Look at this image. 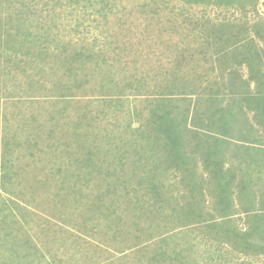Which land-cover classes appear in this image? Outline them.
Instances as JSON below:
<instances>
[{"label": "rangeland", "instance_id": "1", "mask_svg": "<svg viewBox=\"0 0 264 264\" xmlns=\"http://www.w3.org/2000/svg\"><path fill=\"white\" fill-rule=\"evenodd\" d=\"M216 4L0 0V264H264V229L243 209L264 201V164L241 156L236 134L215 143L227 148L216 182L197 142L153 148L155 101L201 109L229 90V69L247 78L215 59L232 48L217 41L264 52L262 0ZM188 156L195 168L176 162Z\"/></svg>", "mask_w": 264, "mask_h": 264}, {"label": "trees", "instance_id": "2", "mask_svg": "<svg viewBox=\"0 0 264 264\" xmlns=\"http://www.w3.org/2000/svg\"><path fill=\"white\" fill-rule=\"evenodd\" d=\"M181 1L188 5L200 4L205 6L210 5L212 2H216V6H219L223 2L226 4H233L236 2L244 4L247 0ZM248 1L250 2L249 5L254 6V2L256 0ZM262 5L264 6V0H262ZM252 33L258 41L264 44V20L259 21L253 26ZM217 39L218 37L215 35V42ZM229 40V38L225 39L223 37L221 40L217 41H226L231 44L232 48L230 49L231 51H229V48L228 51L227 49L220 50L215 54V59L217 58L218 60L219 57L230 55L232 61L237 67H240V65L243 64L247 68V78L244 80L240 79L237 84L236 79L238 78L237 74L239 69H229V72H227L226 69H223L218 73V77H224V73L227 72L228 74H231L230 78L234 81L230 79L229 90L226 93L221 92L220 90L223 84L216 91H211L210 96H208L209 103L211 105L198 109L196 108V103L185 97L184 99H180L181 104L179 102L175 104L170 99H161L155 101L156 110L153 109V120L149 122L153 127V130L155 131V128H157L156 131H158L156 134L157 136L153 134L155 140L153 148H160L162 146V143L158 141V139H160L159 136H161L165 141L164 146L173 148L174 153L183 150L185 142H197L195 143V149L198 152L197 154H199L202 159L201 167L205 170L204 174H206V171H212V179L215 182L220 181V176H224L219 163H221V155L227 148H221L220 150V147L215 144L218 141L221 144V138H231L233 134H236V144H238V148L241 149V146L245 148V151L241 153V156L244 155L249 163L252 161L255 162L256 169H259V167H262L264 164V70L262 68L264 58L261 59V52H259V50L262 52L263 50L260 48L258 49V47L254 45V41L252 39L251 40L253 42L244 36H242V40L245 44L242 43L243 41L234 43ZM249 82H254L253 88L249 86ZM205 99L207 101V98ZM191 103L192 105L190 106ZM185 105L188 106V108L184 115H182L181 113L184 112L182 111V108L185 107ZM189 106L192 108V118L189 119L192 127L184 129V116L189 114ZM175 111L176 113L173 115L172 112ZM244 111L246 112V118H243L245 115ZM200 112H209L207 116H203V121L201 120ZM249 113L251 114V121L247 119V114ZM175 126H177V128H175ZM257 145H259V147ZM230 146L233 145L231 144ZM228 148L229 150L232 149V147ZM168 155L170 156L171 152H167V158L169 157ZM235 155L239 156L236 150ZM248 155L250 156V159L248 158ZM188 157V159H184V157H176L178 160L176 162L180 163L182 160V163L188 162L187 164H190L187 165L190 169H192L193 166L195 168L196 164L190 159L192 157ZM189 159L190 161H188ZM170 163L172 164L171 161ZM226 172V175H233L230 170H226ZM217 174L222 175L219 177L215 176ZM197 176L198 173L191 181L197 180L196 185L199 188L202 185L203 180H207L208 178L206 175V177L201 175L198 176V178ZM208 177H210L209 173ZM153 188H157V186L152 187V189ZM219 195H222V200L228 198L227 191L225 189H223ZM249 200L251 199H248V201ZM220 201L221 200H219V202ZM219 204L221 205L222 203ZM250 205V207H245L243 209L245 215H248V219L255 218V224L254 227H252V230L256 232L255 230L257 228L264 229V201H261L258 209H251L254 204L250 203ZM226 206L227 205L222 206L221 212H227ZM241 238L245 239L243 235H241ZM245 248L247 249V246H245Z\"/></svg>", "mask_w": 264, "mask_h": 264}]
</instances>
